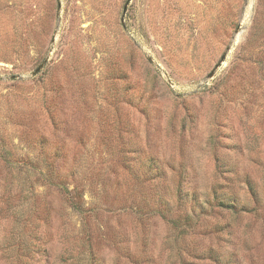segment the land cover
Segmentation results:
<instances>
[{"label":"rangeland","instance_id":"374dc122","mask_svg":"<svg viewBox=\"0 0 264 264\" xmlns=\"http://www.w3.org/2000/svg\"><path fill=\"white\" fill-rule=\"evenodd\" d=\"M0 264H264V0H0Z\"/></svg>","mask_w":264,"mask_h":264},{"label":"bare ground","instance_id":"6f19581e","mask_svg":"<svg viewBox=\"0 0 264 264\" xmlns=\"http://www.w3.org/2000/svg\"><path fill=\"white\" fill-rule=\"evenodd\" d=\"M92 2H93V1H92ZM95 6H96V5H95ZM88 7H89V6H88ZM83 8H84V7H83ZM86 8H87V7H86ZM86 8H85V9H86ZM101 10H102V9H101L100 6H96L94 11H95V12H99V11H101ZM86 12L88 13V10H87Z\"/></svg>","mask_w":264,"mask_h":264},{"label":"trees","instance_id":"16d2710c","mask_svg":"<svg viewBox=\"0 0 264 264\" xmlns=\"http://www.w3.org/2000/svg\"><path fill=\"white\" fill-rule=\"evenodd\" d=\"M71 205L73 206V207H75V208H77L78 207V205L76 204V202H74V199L73 198H71Z\"/></svg>","mask_w":264,"mask_h":264},{"label":"water","instance_id":"95a60500","mask_svg":"<svg viewBox=\"0 0 264 264\" xmlns=\"http://www.w3.org/2000/svg\"><path fill=\"white\" fill-rule=\"evenodd\" d=\"M224 56H225V55L223 54V55L220 57V60H222Z\"/></svg>","mask_w":264,"mask_h":264}]
</instances>
